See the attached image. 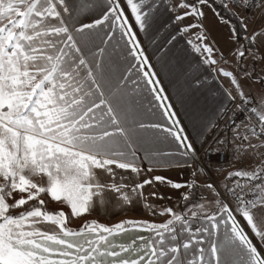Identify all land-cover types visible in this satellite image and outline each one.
Listing matches in <instances>:
<instances>
[{"label": "snow or ice", "instance_id": "6c2138e0", "mask_svg": "<svg viewBox=\"0 0 264 264\" xmlns=\"http://www.w3.org/2000/svg\"><path fill=\"white\" fill-rule=\"evenodd\" d=\"M205 9L232 25L229 38L235 47L227 54L238 68L236 73L219 70L236 92L225 93L230 103L219 105L206 122L198 115L205 80L190 72L187 50H176L183 34L206 18ZM193 18L196 24L184 23ZM169 27L173 31L157 39ZM101 33L106 46L93 45L89 58L81 41ZM196 39L204 36L197 33ZM185 43L191 47L193 42ZM196 52L203 64L217 63L210 57L212 46L197 45ZM121 62L129 65L127 75L120 72ZM106 69L110 75L102 82ZM245 87L254 88L256 96ZM178 106L189 111L201 137L199 148ZM149 113L160 116L146 119ZM226 153L231 161L247 159L251 165L257 156L259 161L252 171L230 172L228 180L237 179L231 185L225 181L221 190L212 177L223 164L210 161ZM174 168L190 170L191 179L180 183L149 175L107 183L94 171L116 177L115 169L140 175ZM26 169L45 173L49 186L27 180ZM202 175L206 182L200 181ZM0 181V264H224L226 248L233 252L232 264H264V251L238 223L239 215L264 245V0H0ZM156 184L188 188L179 198L185 210L163 209L160 215L173 218L160 224L86 226L89 233L109 235L129 226L146 230L138 245H112L104 235L77 243L37 228L24 230L26 221L44 220L59 225L65 237L79 235L63 227L62 211L35 207L13 216L10 209L26 200L13 196L14 204L6 202L17 189H28L29 200L46 191L70 205L74 215L92 211L98 202L107 204L109 195L119 199L121 210H131L135 202L147 201L143 189ZM201 187L212 194L208 205L196 203L195 190ZM151 196L171 198L155 191Z\"/></svg>", "mask_w": 264, "mask_h": 264}, {"label": "crops", "instance_id": "0c3cea01", "mask_svg": "<svg viewBox=\"0 0 264 264\" xmlns=\"http://www.w3.org/2000/svg\"><path fill=\"white\" fill-rule=\"evenodd\" d=\"M127 0H123V3L126 4ZM135 3H139V0H134ZM202 25L207 26L209 31V44L213 47V49H216V47H221L222 49H225L224 52H227V50L231 49L232 42H230L229 38V29L231 26L227 24L224 21H220L218 17L215 15H211L209 18L205 19L204 22H201ZM173 31L171 27L168 29H165L161 32L160 36L157 37V39H162L168 32ZM103 34L101 33L100 36H97L93 34L91 37H85L82 39L81 44L85 49V53H88V50L93 47V45H101V36ZM106 39V38H105ZM143 39V37H141ZM192 41V46L189 47L185 41ZM106 44L101 45V47H105ZM113 46H115V41H113ZM197 44L191 39H188L185 34H183V38L178 42L177 49L176 50H187L185 52V55H187V58L189 61H192V66L190 69V72L194 75H201L202 78L205 80V87L202 90L203 95L199 97V104H198V115L201 117L203 121H207L210 119H213L215 117V110L216 108L223 104L226 107L230 103L225 93H235L236 89L235 87L228 86V77H224L222 80L220 78V75L218 74L219 67L222 66V61L219 59L217 60L216 64L211 65H205L202 63L203 56L200 55L199 52H196L195 54H192V49L195 48ZM147 52L149 55H151L152 47L150 44H147ZM98 51V49H97ZM111 52L112 50L109 49ZM117 51L119 49L117 48ZM213 59L214 54H212ZM89 58H91V55L89 54ZM258 58V57H257ZM99 59V57H97ZM156 57H152L153 63H155ZM247 61V60H246ZM122 63V62H121ZM132 63L135 64L136 61L132 60ZM221 65V66H220ZM129 65L123 64L120 69V72L123 73V75H127ZM237 68V67H236ZM257 70H259V65L257 66ZM110 73L105 70V80L102 82L107 81L109 78ZM119 73L116 74V76H112V79L115 80L119 77ZM141 76H143V71H141ZM172 89H169V93L171 94ZM199 95V94H198ZM98 102V101H97ZM166 102V101H165ZM178 111L181 114V119L184 120L185 125L188 128L189 133L192 135L193 139L196 141L197 148L200 147L201 143V137L198 133V130L193 127L192 119L190 116L189 111H187L184 107L178 106ZM160 116V113H157L156 116H152V114H147L146 119H158ZM212 133L209 134V136ZM259 161V157L257 156L255 158V161L249 165L247 159L241 160L237 159L233 161L232 163L223 166L220 169H213V178L216 180L221 187V190L223 189V184L225 181L229 183V185L235 183L236 179L233 177L231 180H228V174L230 172H235L238 170H245V171H252L257 167V163ZM144 167H147V164L144 165ZM105 182L111 183L113 180L117 182H125L129 183L132 181H142L144 179H147L149 175L156 176V175H162L165 177H168L169 179L184 183L186 180H190V170H181V169H172L170 171H162L157 170L155 172L151 173H145L141 172L140 175H136L135 173H132L130 170L123 171L119 169H115L117 175L116 177H110L106 173H102L101 170L95 169L94 170ZM25 175V178L27 179V176H29V179L32 183L36 185H42L44 188H47L49 186L48 177L45 173L37 172V173H30L27 169L22 173ZM27 179V180H29ZM18 180V177H17ZM37 180H40V182L37 183ZM200 181H198L199 183ZM241 182H246L244 180H241ZM158 186L161 187V190L158 188ZM204 188H198L195 190V197H196V203L197 204H205L208 205L209 201L212 200V194L209 193L208 196L203 192ZM158 192L164 194L165 197H171L170 199H153L151 196L152 192ZM188 188H182L180 190H176L171 188L167 184H156L153 186H146L143 189V193L146 197H148L147 201L144 202H135L133 205V208L131 210H121V204L119 202V199L116 197H112L109 195L107 197V204L99 203L97 206L90 212H84L79 215H84L86 217V220L91 222L92 224L95 223L97 225H102L104 227L113 228L116 224H119L121 222H146V223H166L168 220L172 219V215L170 213H165L163 215H160L157 213L156 215H153V211L148 207V205H153L154 208L157 207H171L176 213L183 212L185 201L180 200L181 193L188 192ZM46 192V191H45ZM48 196L51 198L50 194ZM56 202L60 203L61 205L68 208V210L71 212V207L68 205L65 201L59 200ZM214 204V202H213ZM234 207V205H233ZM208 211H211V208L206 209ZM156 211V209H155ZM162 212V211H161ZM189 216L191 215L190 212L187 213ZM74 215V214H72ZM76 216V215H74ZM238 223L245 227L250 237L253 239V242L257 245L258 249L264 251V245L260 244L259 238L255 237L251 231L250 227L246 225L244 219L242 217H239L238 215ZM195 227V225H194ZM33 228H37L41 231L48 232L50 234H56L58 238H63L69 241H74L77 243H83L85 240H96L98 239L99 235H104L107 237V242L112 245H133V242L138 245L140 243L139 237L140 236H147L148 233L146 230H140V229H134L131 226L127 228V230H121L119 232H114L113 234L109 235L107 233L97 232V233H89L87 229L84 232H77L79 233L78 236H69L65 237L64 234L60 231V226L53 224L48 221L41 220L38 224H32L30 221L25 222L24 230H32ZM46 243V246H49L52 249L58 248L59 246L54 245L51 241L44 242ZM104 241H101V246L104 245ZM103 250V247H102ZM116 250H119L118 248ZM49 255V254H45ZM50 259H61L58 255H49ZM134 258V257H131ZM222 259L224 260V264H232L233 260V252L231 248H226L224 250ZM110 261L111 258H108Z\"/></svg>", "mask_w": 264, "mask_h": 264}, {"label": "rangeland", "instance_id": "374dc122", "mask_svg": "<svg viewBox=\"0 0 264 264\" xmlns=\"http://www.w3.org/2000/svg\"><path fill=\"white\" fill-rule=\"evenodd\" d=\"M205 12H206V18H203L201 22H204V20L207 19V18H209L211 15H214L213 12H212V11H209L208 9H205ZM190 22L193 23V24H196V23H197V18H193L191 21H188V20H185V21H184L185 24H188V23H190ZM197 33L202 34V35L204 36V39L197 40V39H196V34H197ZM208 33H209V31H208L207 26L202 25V24L200 23L199 26L195 27V28H194L192 31H190L189 33H185V35H186V37H188V39H191V38H192V40L195 42V44L200 45V46L202 47V46H204L205 44L211 46V45L209 44L210 41H209V34H208ZM230 42H231V40H230ZM234 47H235V46L232 44L231 48H234ZM224 51H225V49H222L221 47H216V49H213V52L210 54L211 59H213L212 54H214V58H215L216 61L219 60V59L222 61V66L220 65L221 67H219V69H218V74L220 75V78H221L222 80L224 79V76L220 73V71H219L220 69H224V70L232 71V72H234V73L238 72V68H236V67H237V64H236V62H235L233 56L227 54V53H228V50H227V52H224ZM221 53H225V55L222 57V56H221ZM205 55H208V54H205ZM245 63H247V61H245ZM258 71H259V70H258ZM230 80H231V78L228 77V83H229L228 86L234 87V85L231 84ZM244 91H245V93L251 91L252 94H253V96H256V91H255L254 88L250 89V88H248V87H245V88H244ZM257 99H258V97H257ZM212 178H213V177H212ZM27 179H29V176H27ZM213 179H214V178H213ZM29 180H30V179H29ZM30 181H31V180H30ZM200 181H204V182H206V178L203 177V175H202L201 178H200ZM0 182H2V181H0ZM38 182H40V180H37V183H38ZM37 186H38V187H44V186H42V185H37ZM158 188L160 189V191H162L160 186H158ZM31 191L34 192L35 189H31ZM203 192L208 196L209 193L207 192V190H206L205 188H204ZM46 193H47V192H46ZM162 193H163V192H162ZM47 194H48V193H47ZM13 196L15 197V199H21V198H23V199H25L26 201H28V200H29V199H28V196H29V190L26 189L24 192H20V191L17 189L16 191L12 192L11 196L6 197V202L9 203V204H14V203H15V200L12 199ZM51 199H52V198H51ZM52 200H53V199H52ZM54 201L56 202V200H54ZM56 203H58V202H56ZM58 204H60V203H58ZM60 205H61V204H60ZM155 209H156V213H159V212L163 211V209H165V207L162 206V208H161V207L159 206V207H157V208H155ZM19 215H20V214H19ZM19 215H18V216H19Z\"/></svg>", "mask_w": 264, "mask_h": 264}, {"label": "trees", "instance_id": "16d2710c", "mask_svg": "<svg viewBox=\"0 0 264 264\" xmlns=\"http://www.w3.org/2000/svg\"><path fill=\"white\" fill-rule=\"evenodd\" d=\"M222 0H216L217 4H220ZM231 27L232 25L229 24ZM243 36V33H241ZM43 201V204L40 202ZM35 207H39L42 212L47 213H64V225L63 227L70 230L73 233L81 232V229L86 230V226L92 224L86 220L84 215H72L67 207L56 203L52 200L46 192L39 194L38 198L26 201L25 205L20 206L19 208L10 209V213L13 216H18L21 212L30 211Z\"/></svg>", "mask_w": 264, "mask_h": 264}, {"label": "built area", "instance_id": "2783aa9c", "mask_svg": "<svg viewBox=\"0 0 264 264\" xmlns=\"http://www.w3.org/2000/svg\"><path fill=\"white\" fill-rule=\"evenodd\" d=\"M229 123H231V121H229ZM216 134H219V133H212L210 136H212V135H216ZM233 161H231L230 160V155L229 154H224V156H223V159H221L220 158V156L219 155H217L216 157H215V159L214 160H212V161H210V163H212V164H223V166H225V165H228V164H230V163H232ZM222 166V167H223Z\"/></svg>", "mask_w": 264, "mask_h": 264}]
</instances>
